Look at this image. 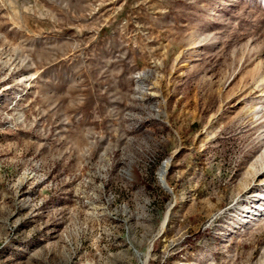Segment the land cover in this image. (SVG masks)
Masks as SVG:
<instances>
[{"label":"rangeland","instance_id":"obj_1","mask_svg":"<svg viewBox=\"0 0 264 264\" xmlns=\"http://www.w3.org/2000/svg\"><path fill=\"white\" fill-rule=\"evenodd\" d=\"M263 190L264 0H0V264H264Z\"/></svg>","mask_w":264,"mask_h":264},{"label":"bare ground","instance_id":"obj_2","mask_svg":"<svg viewBox=\"0 0 264 264\" xmlns=\"http://www.w3.org/2000/svg\"><path fill=\"white\" fill-rule=\"evenodd\" d=\"M164 172H165V170H163L162 171V173H161V177H160V183H161V186H162V188L165 190V191H167V192H169V188H168V186L165 184V181H164V179H163V176H164ZM254 196L255 195H258V196H260L261 198V200L262 201H264V190L262 191V193L259 195V194H253ZM252 195V196H253ZM253 196V197H254ZM260 202V201H259ZM242 216V218H241V221H244V222H249L250 223V221L251 220H254V219H258L260 216H264V203H256V204H251V206H249V207H247L244 211H243V214L241 215ZM262 218V217H261ZM165 222V221H164ZM248 223V224H249Z\"/></svg>","mask_w":264,"mask_h":264}]
</instances>
